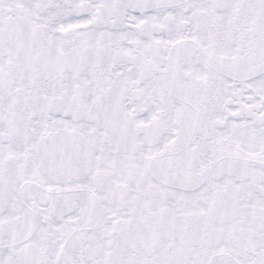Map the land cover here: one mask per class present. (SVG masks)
<instances>
[{"label": "snow or ice", "instance_id": "snow-or-ice-1", "mask_svg": "<svg viewBox=\"0 0 264 264\" xmlns=\"http://www.w3.org/2000/svg\"><path fill=\"white\" fill-rule=\"evenodd\" d=\"M0 264H264V0H0Z\"/></svg>", "mask_w": 264, "mask_h": 264}]
</instances>
